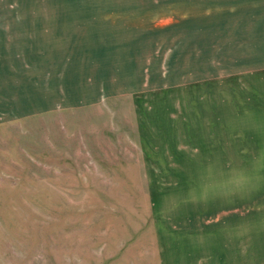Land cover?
<instances>
[{
    "label": "rangeland",
    "instance_id": "374dc122",
    "mask_svg": "<svg viewBox=\"0 0 264 264\" xmlns=\"http://www.w3.org/2000/svg\"><path fill=\"white\" fill-rule=\"evenodd\" d=\"M0 264H264V0H0Z\"/></svg>",
    "mask_w": 264,
    "mask_h": 264
}]
</instances>
